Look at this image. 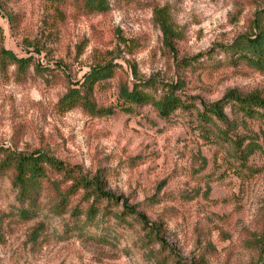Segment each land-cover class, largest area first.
I'll return each instance as SVG.
<instances>
[{
  "label": "rangeland",
  "instance_id": "obj_1",
  "mask_svg": "<svg viewBox=\"0 0 264 264\" xmlns=\"http://www.w3.org/2000/svg\"><path fill=\"white\" fill-rule=\"evenodd\" d=\"M107 1L98 13L86 0H0V51L28 59L20 70L0 56V148L45 152L89 178L100 175L107 191L160 224L166 244L146 237L138 220L116 218L121 203L83 190L61 203L55 173L32 216L21 217L13 172L5 170L0 264H257L264 259V118L226 108L238 124L233 133L247 137L243 146H261L242 163L218 136L224 125H204L198 112L229 91L264 97V72L232 64L219 49L264 28V0ZM106 65L113 74L90 93L85 76ZM147 83L156 99L169 84L195 108L167 119L152 103L123 109L120 86ZM71 89L113 114L62 111Z\"/></svg>",
  "mask_w": 264,
  "mask_h": 264
},
{
  "label": "trees",
  "instance_id": "obj_2",
  "mask_svg": "<svg viewBox=\"0 0 264 264\" xmlns=\"http://www.w3.org/2000/svg\"><path fill=\"white\" fill-rule=\"evenodd\" d=\"M48 1L59 2L61 0ZM86 7L90 12L103 13L108 10L109 3L107 0H86ZM219 49L229 58L232 64L245 63L258 71L264 72V28L252 35H240L233 43L222 45ZM208 54H211V51ZM0 56L11 59L20 70L27 67L28 59L17 58L7 50H1ZM201 56L202 54H198L191 61L198 60ZM188 64H190V61H188ZM112 74V69L107 65L93 67L85 76V86L90 89L91 93L97 83ZM145 86L147 89H140L136 85L131 89L127 85L120 86L119 97L123 101V109H128L129 105L152 103L160 117L167 119L177 110L195 108L192 102L182 100L173 89H170L169 84L162 85L164 89L168 90L159 99H156L151 93L155 88L153 83H147ZM89 94L71 89L60 100L59 107L62 111H67L81 106L92 114H113L114 111L110 109L97 108ZM201 105L202 109L198 112L200 122L204 125L207 123L224 125V128L218 130V136L235 147L236 155L242 163H245L256 150L261 149V146L254 140L248 142L246 147L243 146L247 137L233 133L238 124L230 120L226 108L230 107L234 114L242 115L245 119L264 118L262 112L264 110V97L259 94L242 95L236 91H229L220 100L211 104L202 103ZM0 154L3 155L0 160V171L11 170L13 172V185L18 189L19 202L24 205L20 210L21 217L27 219L32 216L31 208L36 203L44 182L49 180L50 173H55L61 177V179L53 181L61 203L66 204L70 195H74L81 190L86 193L87 197L93 196L94 200L106 199L118 204L121 203L123 210L121 213L115 214L116 218L125 220L126 217H132L138 220L143 225V229L147 231L146 237L156 238L155 240L158 239L163 245L166 244L165 239L161 236L162 227L160 224L150 223L146 216L138 211L137 205H131L126 199L107 191L105 182L100 175L89 178L82 173L79 167L70 166L45 152L22 153L0 148ZM67 182H70V185L63 191L61 186ZM93 210L95 211V208L92 205L90 211ZM257 264H264V259Z\"/></svg>",
  "mask_w": 264,
  "mask_h": 264
}]
</instances>
